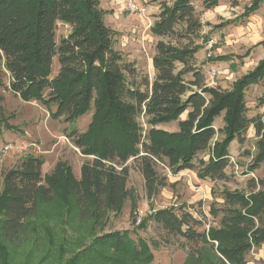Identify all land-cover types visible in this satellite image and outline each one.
<instances>
[{"label":"trees","instance_id":"trees-1","mask_svg":"<svg viewBox=\"0 0 264 264\" xmlns=\"http://www.w3.org/2000/svg\"><path fill=\"white\" fill-rule=\"evenodd\" d=\"M153 1L159 13L150 33L176 43L156 42L154 78L151 83L143 79L141 90L133 63L113 48L100 0H0V89L24 102L54 107L49 116L67 124L91 113L86 132L73 129L66 136L83 156L92 158L81 165L78 180L65 161L42 175L44 160L33 155L3 174L0 264H8L14 251L31 240L36 248L41 232L54 246L49 223L68 227L77 239L70 249L60 244L54 255L46 253L42 264H151L145 240H133L129 231L97 233L109 214H120L127 199L132 213L136 210L135 194L127 189L130 159L137 162L149 199L164 186L157 162L166 161L174 174L194 170L200 180L226 181L229 147L233 142L242 147L250 127L256 141L247 170L253 173L264 163V115L248 118L245 105V91L264 80V58L229 90L206 86L204 74L193 65L201 47L192 38L202 27L194 0ZM202 3L206 10L218 6V0ZM262 3L252 0L240 17L225 24L247 19ZM58 24L70 30L57 40ZM256 46L264 47V39ZM54 58L59 69L51 77ZM2 102L0 95V133L13 129ZM219 116L223 125L216 130ZM140 117L149 126L147 132ZM170 123L177 124V132L157 128ZM217 134L220 139L215 140ZM201 154L207 159L197 161ZM247 187L248 192L221 191V206L210 208L212 216H220L216 227L197 232L193 226L198 221L172 208L153 211L138 227L152 221L193 244L183 264H248L252 249H264V181L252 179Z\"/></svg>","mask_w":264,"mask_h":264},{"label":"rangeland","instance_id":"rangeland-1","mask_svg":"<svg viewBox=\"0 0 264 264\" xmlns=\"http://www.w3.org/2000/svg\"><path fill=\"white\" fill-rule=\"evenodd\" d=\"M129 1L133 2L135 7L145 8L144 13L129 12L126 6ZM162 1L171 4L173 0ZM202 2L203 0L193 2L195 15L202 24L197 36L192 38L194 45L201 47L194 56L193 65L204 74L206 86L229 90L235 80L252 70L258 61L264 58V47L256 46L264 39V3L247 19L239 18L238 22L227 25L225 21L240 17L252 0H218V6L209 10L203 7ZM100 7L105 12V25L113 32L114 50L121 53L124 61L133 63L136 69L135 83L140 86L143 79L151 83L154 78L152 56L156 42L163 40L176 43L173 39L155 37L149 31L159 13L158 2L100 0ZM69 30V27L58 24L57 40L66 36ZM186 41L188 40H182V43ZM58 69V61L54 58L51 77L57 74ZM211 69L217 72L213 80L208 77ZM185 79L188 81L191 76L187 75ZM139 89L145 90L143 86ZM0 95L3 97L1 105L4 116L13 127L10 131L3 130L0 133V182L3 174L15 168L27 155L44 160L42 175L50 174L56 163L65 161L71 167L74 178L79 179L81 165L92 158L83 156L66 135L73 129H77L78 133L86 132L91 113L83 115L74 124H67L62 119L54 120L49 116L54 107L47 109L38 101L24 102L8 90L0 89ZM245 105L248 118L264 115V80L251 85L245 91ZM185 115L186 113L180 119L184 120ZM138 122L143 131L147 132L149 126L145 123V118L140 117ZM222 125V117L219 116L215 119L214 128L218 130ZM157 128L169 133L178 131L176 123L160 125ZM217 139H220L218 134L215 136V140ZM255 141L254 132L249 129L246 133V143L242 147L237 142L230 145V165L225 170L226 181L200 180L194 170L174 174L169 170L166 161L157 162L155 170L164 186L158 188L150 199L147 198L137 162L130 159L126 164L129 167L127 189H131L135 194V211L139 213L141 221L153 211L172 208L177 215L189 213L198 221L200 224L193 226L197 232L218 226L220 216H212L210 208L221 206L220 193L223 189L248 192L247 185L250 180L264 181V163L253 173L247 170L255 152ZM5 146H10L6 152ZM23 146H27V149H23ZM199 159L206 160V154L199 155L197 161ZM133 218L132 202L127 199L120 214H109L101 230L97 229V233L129 231L133 240L141 238L149 244L153 255L151 264L184 263L193 244L165 232L152 221H147L146 227L139 228L134 224ZM48 225L52 229L54 246L49 244L45 234L41 232L36 248L34 241H29L21 249L14 251L8 264H42L45 254L54 255L58 245L63 244L68 249L75 245L77 238L68 227L53 223ZM262 249H252L246 256L247 263L264 264ZM30 251L32 252L29 254Z\"/></svg>","mask_w":264,"mask_h":264},{"label":"built area","instance_id":"built-area-1","mask_svg":"<svg viewBox=\"0 0 264 264\" xmlns=\"http://www.w3.org/2000/svg\"><path fill=\"white\" fill-rule=\"evenodd\" d=\"M127 10L129 11V12H131V13H134V12H137V13H139V14H142V13H144V11H145V8H143V7H140V8H138V7H135V5L133 4V2H128L127 3ZM210 55H208V57H209ZM216 74H217V72L214 70V69H211L209 72H208V77L210 78V80H213L214 78H215V76H216ZM212 85V84H211ZM29 146H31V145H29ZM34 146V145H33ZM9 148H10V146H5L4 147V152H6V151H8L9 150ZM23 149H27V146H23ZM139 213H137L136 211H134L133 212V215H134V224L135 225H139L140 223H141V218L139 217V215H138Z\"/></svg>","mask_w":264,"mask_h":264},{"label":"crops","instance_id":"crops-1","mask_svg":"<svg viewBox=\"0 0 264 264\" xmlns=\"http://www.w3.org/2000/svg\"><path fill=\"white\" fill-rule=\"evenodd\" d=\"M258 61V60H257ZM256 64V63H255ZM186 116V115H185ZM180 120H183V119H180ZM249 129H251V130H253V128L252 127H250ZM253 132H254V130H253ZM234 143V142H233ZM232 144V143H231ZM78 180V179H77ZM263 248V247H262ZM263 250V249H262Z\"/></svg>","mask_w":264,"mask_h":264}]
</instances>
